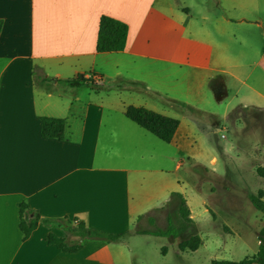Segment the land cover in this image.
<instances>
[{"label":"crops","instance_id":"0c3cea01","mask_svg":"<svg viewBox=\"0 0 264 264\" xmlns=\"http://www.w3.org/2000/svg\"><path fill=\"white\" fill-rule=\"evenodd\" d=\"M202 2L214 3L219 14L213 12L215 26L254 25L249 47L259 57L253 64L264 62V0ZM183 4L0 0V264H145L133 258L151 250L145 245L131 248L127 239L151 237L136 232H158L174 224V192L182 196L184 225L176 237H169L177 257L184 260V255L197 253L218 234H234L224 222L218 223L219 216L225 220L231 214L215 187L208 183L198 188L179 171L192 168L202 180H210V172L222 179L218 172L223 154H204L199 142L214 135L217 144L223 129L218 120L229 119L232 100L240 95L230 97L231 89L248 86L251 72L237 71L244 63L234 59L230 43L199 39L191 8ZM101 16L127 25L124 50L96 51ZM209 19L202 14L201 25ZM78 75L93 84L62 83ZM248 89L251 96L243 103L239 98V106L264 112V105L253 101L264 102V91L252 85ZM130 106L178 120L171 142H162L127 119L124 113ZM41 117L63 119L64 138H44ZM256 170L264 178V168ZM245 195L249 201L251 196L263 200L264 190ZM22 203L39 216L25 240L18 226ZM56 219L125 235L112 243L76 240L63 225L47 223ZM50 234L81 247L63 252L48 243ZM193 237L200 241L196 250L179 249L180 242Z\"/></svg>","mask_w":264,"mask_h":264},{"label":"rangeland","instance_id":"374dc122","mask_svg":"<svg viewBox=\"0 0 264 264\" xmlns=\"http://www.w3.org/2000/svg\"><path fill=\"white\" fill-rule=\"evenodd\" d=\"M181 1L185 3L183 5H188L191 8L192 22H195V26L200 29L196 36L201 40L204 38L216 40L223 46L230 43L229 50L235 56L234 59L244 63V66L237 71L244 74L251 72V76L246 79L245 83L264 91V74L262 72L264 62L254 65V61L258 63L259 56L256 55L255 49L249 47L250 37L253 38L255 35V26L235 22L215 26L214 18L219 14L216 12L214 3H203L202 0ZM213 12L217 15L215 16ZM202 14L208 15L210 18L205 23L206 25L200 23ZM189 31L190 26L187 29V34ZM248 86L241 85L238 91L237 88L231 89L230 97L235 93H240V95L232 100L229 119L220 117L218 120L223 129L217 134V144L214 141V135L205 138L203 143L199 142L198 147L204 154L209 155L210 151L223 154L222 157L220 156L219 162L223 168L218 172L222 175V179L213 176L210 172V180H202L199 171L194 169L191 173L192 168L186 170L183 167L179 171L183 177L189 179V183L195 184L198 188L208 183L215 187V194L225 204L228 203L230 207L227 206V212L231 214L225 220L219 216L218 223L221 225V222H224L227 227L233 230L234 234L225 233L212 237V240H208L207 245L197 253L184 255V260L176 256V246L168 236L152 235L146 238L134 236L127 239L131 248L145 245L151 250V254L144 257H134L133 260L136 262L142 260L145 264H212L213 260L240 261L254 254L257 247L262 244L264 214L252 206L245 194L255 195L258 190H264V178H261L256 170L259 167L264 168V112L258 113L248 104L239 106L241 101L239 98L243 103L246 96H251ZM253 101L259 106L264 105V102L260 100L254 99ZM252 168L256 171H251ZM185 181L184 183H186ZM175 216L177 217L174 222L175 231L179 233L184 225L180 223L181 216L178 213ZM137 226L154 229L149 225L135 224V227ZM163 251L166 252L165 255Z\"/></svg>","mask_w":264,"mask_h":264},{"label":"trees","instance_id":"16d2710c","mask_svg":"<svg viewBox=\"0 0 264 264\" xmlns=\"http://www.w3.org/2000/svg\"><path fill=\"white\" fill-rule=\"evenodd\" d=\"M0 20V32L2 27ZM128 28L123 22L110 18L108 16H101L98 24L96 51L97 52H117L122 51L126 45ZM62 83L70 87H78L83 84H93L90 78H85L84 75L62 81ZM189 112H194L193 108L188 105L180 104ZM125 117L146 130L150 134L164 143H170L178 127V120L163 116L159 113L153 112L142 107L130 106L125 110ZM41 134L44 138H53L62 140L64 138L65 122L63 119L41 117ZM171 204H175L178 214L181 216L182 196L180 193H172L170 198ZM250 202L252 206L264 214V201L261 196H251ZM142 217H139V220ZM39 222V216L36 211L28 208L24 203L19 206V230L22 234V239H27L31 233L36 229ZM47 223H58L63 225L68 233L77 237L79 240H101L107 243L119 241L125 234H110L103 231L95 230L86 227L82 223L73 224L69 220L56 219L47 220ZM136 233L152 234L156 236L176 237L177 232L175 226L169 222L165 230L158 232L137 231ZM47 241L49 244L55 245L63 252L74 253L80 249V244L67 245L65 241L52 234L48 235ZM262 244L259 246L258 252L250 259L239 262H213V264H264V230H262ZM199 239L197 237L179 243L180 250L194 251L199 246Z\"/></svg>","mask_w":264,"mask_h":264}]
</instances>
